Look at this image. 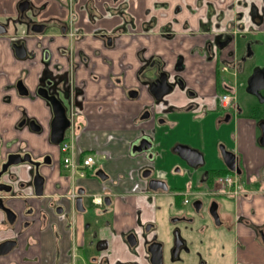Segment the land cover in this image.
<instances>
[{
    "label": "flooded vegetation",
    "instance_id": "flooded-vegetation-1",
    "mask_svg": "<svg viewBox=\"0 0 264 264\" xmlns=\"http://www.w3.org/2000/svg\"><path fill=\"white\" fill-rule=\"evenodd\" d=\"M54 1L57 12H51L47 2L38 6L33 0H18L14 15L2 6L0 31L4 33L0 34V38L8 39L16 60L27 61L26 76L17 81L16 89L21 97L31 102L40 100L48 109L50 113L48 142L59 148L62 155V162L60 161L59 164L72 175L66 177L67 187L64 190L59 188L52 196L49 214L42 208L41 199L47 182L42 170L44 167L54 169L56 165L54 155L48 152L35 155L28 141L20 136L16 140L14 151L11 150L9 143H4L7 154L0 167V211L8 223L6 230L11 231L13 236L0 241V251L10 247V250L1 254L0 258L19 253L24 262L32 264H223L222 261L225 264L227 248H229L231 264H262L264 261V65L247 68L246 64L254 57L256 44L263 42L245 40L240 54L233 47L237 34L244 37L264 34V16L260 14L256 2L249 0L235 2L246 9L245 13H237L235 16L237 21L233 25L232 22L228 23L224 26V30H214L213 36L204 43V50L195 54L201 56L204 62L215 63L214 93L208 97L212 103L210 109H204L206 106L200 99L205 100V98L188 87L181 77V73L186 69L182 56L178 57L172 73L165 70V64L158 57H149L148 67L156 69L158 77L148 84L147 88L151 93L152 85L164 75L171 91L160 99H156L151 93L154 104H159L166 96L174 95L176 90L180 89L184 93L182 100L186 112L193 117L209 114L213 125L217 129H223L224 137L227 135L226 130L232 127L235 145L242 129L245 127L250 130L256 139V145L263 151V165L256 169L257 171L249 172L243 155L235 152L233 148L232 150L228 148L226 142L219 141L222 143L219 145V155L222 160L224 152H232L236 156L234 170L231 171L225 166L207 173L196 186L180 188L176 183L170 182L167 176L158 173L157 165L154 164L156 157L152 142L147 137L142 138L133 145L132 153L133 156L141 155L149 161L148 165L140 169V179L144 182L143 190L148 195L146 202L152 207L155 206L156 212L154 217L144 216V207H141L136 200L135 226L118 234L123 245L118 247L113 244L112 234L102 230V228H111L112 225L113 220H107L105 216L114 205L113 196L110 193H89L78 179L89 177V171L93 166L91 169L79 167L74 170L65 164L64 159L66 155L75 152V131L81 130L83 133L88 129L89 116L84 105L89 82L79 83V72L84 68L87 70L91 68L92 70H89L91 80L103 82V77L94 73L98 64L92 62L89 53L94 57L102 58L104 63L106 61L104 51L116 50L119 47L126 26L129 25L126 20L135 19L129 12L130 0H111V3L108 0ZM173 1L176 2L174 15L182 13L183 8L195 14L194 9L187 6L185 0ZM258 1L264 6V0ZM160 6L166 11L164 14H167L172 1L163 2ZM115 19L118 21L111 26L107 25L109 20ZM177 22L178 20L174 18L167 23L168 30L163 33L166 38L172 39L176 36L174 26ZM187 28V23H184V29ZM59 37L67 40L69 45L54 48ZM88 41L99 42L100 47L93 48L92 45L84 47L82 44ZM20 47H24V51L20 50ZM17 48L24 57L18 56ZM56 53L66 58L67 69L55 59ZM38 56L42 65L41 76L35 89L30 91L25 82ZM107 65L112 69V62ZM63 70H65L64 74ZM228 70L233 71L240 79V84L245 86L247 94L255 98L260 106L239 103L236 87L220 80L221 74ZM11 89L12 85H6L4 91L7 93ZM253 90L257 94L251 92ZM232 93L236 97L235 107L223 108L220 96ZM128 94L131 98H136L139 90H130ZM48 97L57 98L70 120L64 139L59 144L51 141L54 112ZM8 99V96L4 98L5 101ZM215 114L221 118L217 119ZM149 115V110L144 112V116ZM79 121L84 123L81 128L77 125ZM17 128L20 133L24 131L37 135L45 133L44 127L35 118H29L26 113L22 115ZM148 143L150 147L138 151V147ZM2 144L0 135V146ZM65 144L68 148L63 151ZM199 152L203 156L202 164L191 166L183 160L192 168L203 165L204 155ZM10 155H21V157L28 155L32 162L11 165L1 174ZM87 156L95 157L94 166L98 159H106L103 151H85L80 154V163ZM21 165H27L29 169L27 180H23L19 174L18 169ZM37 173L43 177L41 196L36 195L34 184ZM75 174H78L77 180L74 178ZM95 176L104 181L110 180L103 169H97ZM227 177L231 179L230 184L226 182ZM150 181L153 182L149 184ZM7 188L10 190L7 191ZM127 196L120 197L119 202L127 204ZM190 196L194 198L191 199ZM18 202L21 209L15 206ZM47 233L51 234L54 243L52 261H50L51 251L46 249L44 244ZM206 248H210L212 254L215 253L214 258H220V261H214L212 256H205ZM33 249H38L39 252L31 255ZM10 264H18V262L13 261Z\"/></svg>",
    "mask_w": 264,
    "mask_h": 264
},
{
    "label": "crops",
    "instance_id": "crops-1",
    "mask_svg": "<svg viewBox=\"0 0 264 264\" xmlns=\"http://www.w3.org/2000/svg\"><path fill=\"white\" fill-rule=\"evenodd\" d=\"M33 1L38 6L47 2L51 12L57 10L54 0ZM108 1L111 3V0ZM166 1L169 0H130L129 12L135 20H126L129 25L126 26L127 29L119 42V47L116 50L104 51L105 62L107 64L112 62V69L105 62L103 63L102 58L94 57L89 53L92 62L98 64L94 73L103 77V82L98 83L91 80L89 71L92 70L91 68L88 70L84 68L78 74L79 83L81 81L89 82L84 105L89 121L88 129L83 133L81 130L75 131L76 146L73 156L75 161L80 162L81 153L93 150L95 152L103 151L106 158L105 160L98 159L96 165L92 169L90 168L89 177L78 179V181L86 187L89 193H110L113 196L114 205L110 207L109 214L105 216V219L113 220L112 225L111 228H102V230L112 234L113 244L118 247L123 246L118 234L135 226L134 202L136 200L141 207H144V216L154 217L156 212L155 206L152 207L146 202L148 195L145 194L144 182L140 179V169L148 165L149 161L141 155L133 156V145L147 137L152 142V148L155 157H157L163 142H167L171 147L170 140L163 141L162 139L167 127L173 128L170 131L184 127L186 119L190 120L193 117L183 108L184 93L180 89H177L174 95L166 96L159 104L153 103V97L147 85L155 81L158 74L156 69L148 67L147 59L151 56L158 57L165 64V70L172 73L178 57L182 56L186 69L181 73V77L188 87L193 88L205 98V100L200 99V101H204L206 106L204 109H210L212 103L208 97L214 93L215 63L204 62L201 56L195 54L204 50V43L213 36L214 30H224V26L230 22L233 25L237 21L236 14L246 11L243 6L235 4L239 0H185L186 5L194 9L195 14H192L189 9L183 8L182 13L174 15L175 1L172 2L167 14H164L166 11L160 5ZM240 1L247 2L248 0ZM249 1H255L260 14L264 16L262 3L258 0ZM17 2L18 0H0V11L4 6L9 13L14 15ZM174 18L178 20L174 26V31L177 34L172 39H168L163 33L168 30L167 23ZM115 21L118 19L109 20L107 25L111 26ZM184 23H187V29H184ZM190 32L198 34H189ZM68 45L67 40L59 37L53 47ZM82 45L84 47L86 45H92L93 48L100 47L99 42L88 41ZM11 48L8 39L0 38V135L3 143L0 146V167L7 154L4 143H9L11 150L14 151L19 136L28 141L30 149L35 155L39 156L46 152L53 154L56 160L54 169L44 167L42 170V173L47 177L44 196L41 199L42 208L50 214L52 196L59 188L64 190L67 187L66 177L72 174L59 164L60 161L62 162L59 148L48 142L47 132L50 121L48 109L40 100L31 102L29 99L21 97L16 89L17 81L26 76L25 69L28 63L16 60ZM39 59L40 56L36 57V64L32 66L30 75L26 78L25 83L30 91L35 89L41 76L42 65ZM55 59L67 69L66 58L56 53ZM64 72L65 70H63V74ZM114 83H116L115 86ZM6 85H12V89L7 93L4 91ZM133 89L139 90V95L136 98H131L128 94ZM6 96L9 97L8 101L4 100ZM147 110L150 115L144 116V112ZM24 113L29 118H35L44 127L43 135L28 131L20 133L17 130L18 123ZM208 115L204 116L208 117ZM201 116L196 115V117ZM215 116L218 117L217 119L221 118L218 114ZM77 125L81 128L84 123L79 121ZM221 141L224 142L222 139ZM196 147L199 148L198 145ZM230 149L232 150V147ZM233 150L243 155L244 163L251 173L263 165V151L256 145V139L250 130L245 127L240 132ZM154 164L156 165V158ZM97 169H103L109 175L110 180L98 179L95 176ZM18 171L23 180L28 179L27 165L19 166ZM160 175L168 177L166 173ZM77 177L78 174H75L74 178ZM168 179L170 182L173 180ZM123 196H127V204L119 202L120 197ZM15 206L17 209H21L19 202ZM7 225L6 218L0 211V241L13 236L11 231L6 230ZM44 244L46 249L51 251L50 261H52L54 243L50 233L45 235ZM38 252V249H33L30 254L35 255ZM13 261H17L18 264H32L24 262L19 253H12L0 258V264H10Z\"/></svg>",
    "mask_w": 264,
    "mask_h": 264
},
{
    "label": "rangeland",
    "instance_id": "rangeland-1",
    "mask_svg": "<svg viewBox=\"0 0 264 264\" xmlns=\"http://www.w3.org/2000/svg\"><path fill=\"white\" fill-rule=\"evenodd\" d=\"M171 1L174 2L173 0ZM249 39L260 43L263 42V44H256L254 47L255 55L247 62V68L255 65H264V34L258 36L246 35V37L237 34L236 41L233 44L234 49L240 54L243 51L244 41H248ZM220 80L236 87V97L240 104L257 107L260 106L255 98L247 94L245 86L240 84V79L234 75L232 70L223 72L220 76ZM190 120L186 119V126L179 127L173 131H170L173 128L167 127L168 130H165L162 139L163 141L170 140L172 142L170 145L171 147H169L167 142H163L156 157L157 170L159 172L161 171L163 174L166 173L168 178L173 179L172 182L179 185L180 188L188 187L190 185L196 186L201 183L203 177L207 173L225 167L223 160L219 155V145L222 144L219 141H221V139L227 143L228 148L235 147V141L232 136V127L226 130L227 135L224 137L223 129H217L216 126L213 125V121L209 116L192 117ZM177 144L188 145L201 151L204 155V164L195 168L190 167L183 159L173 152V147ZM196 145H198L199 148L196 147ZM189 198L193 199L194 196H190ZM206 247L209 246L206 245ZM210 250V248H206L205 256H212L214 261H218L220 258L215 259V253L212 254ZM222 263L224 264L223 261ZM231 263L232 259L229 253V248H227L225 264Z\"/></svg>",
    "mask_w": 264,
    "mask_h": 264
},
{
    "label": "water",
    "instance_id": "water-1",
    "mask_svg": "<svg viewBox=\"0 0 264 264\" xmlns=\"http://www.w3.org/2000/svg\"><path fill=\"white\" fill-rule=\"evenodd\" d=\"M4 32L0 31V34ZM19 48H17V54L19 57H24V54L19 53ZM20 50L24 51V47H20ZM251 85V84H250ZM156 90V91H155ZM171 91V87L167 84L165 76H161L159 80H157L151 88V93L156 99H160L165 94L169 93ZM254 94H257L255 90L251 91ZM21 95H23L20 92ZM27 94V93H25ZM53 107L54 112V119L52 122V131H51V141L54 144H59L64 139V133L65 130L70 125V120L65 115V109L62 106V104L57 100L56 97L47 98ZM150 147V143L148 145H144L143 147H138V151L145 150L147 147ZM136 150V149H134ZM175 153H177L182 159L188 162L191 166H197L199 164L203 163V156L202 154L196 150L192 149L189 146L186 145H176L173 149ZM224 158V164L227 169L234 170V162H235V155L232 152H224L223 153ZM25 162H32L30 156H24L21 157V155H10L9 161L5 166L3 167V170L1 174H3L7 168L11 165H18ZM153 181H150L149 184H151ZM35 189H36V195L41 196L43 195V177H41L38 173L37 176L34 179ZM167 187H165V190ZM10 188H7V191H9ZM154 191L156 189H153ZM8 213H12L10 210H6ZM8 250H10V247L4 251H0V255L6 253Z\"/></svg>",
    "mask_w": 264,
    "mask_h": 264
},
{
    "label": "built area",
    "instance_id": "built-area-1",
    "mask_svg": "<svg viewBox=\"0 0 264 264\" xmlns=\"http://www.w3.org/2000/svg\"><path fill=\"white\" fill-rule=\"evenodd\" d=\"M220 103H221V106L225 109L228 107H235L236 97L233 93L232 94H222L220 96ZM67 148H68V145L65 144L63 146V151H66ZM64 162L67 166L71 167L74 170L78 169L79 167L91 168L95 164V157L94 156H87L80 163V162L75 161L73 153H71L69 155H66ZM226 182L228 184H230L231 179L229 177H227Z\"/></svg>",
    "mask_w": 264,
    "mask_h": 264
},
{
    "label": "trees",
    "instance_id": "trees-1",
    "mask_svg": "<svg viewBox=\"0 0 264 264\" xmlns=\"http://www.w3.org/2000/svg\"><path fill=\"white\" fill-rule=\"evenodd\" d=\"M225 172H228L227 170H224Z\"/></svg>",
    "mask_w": 264,
    "mask_h": 264
}]
</instances>
